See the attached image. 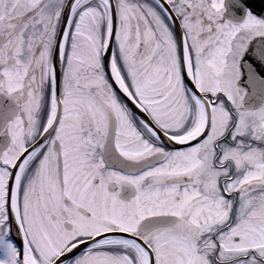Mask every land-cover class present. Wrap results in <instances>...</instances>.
Segmentation results:
<instances>
[{
    "label": "snow or ice",
    "instance_id": "1",
    "mask_svg": "<svg viewBox=\"0 0 264 264\" xmlns=\"http://www.w3.org/2000/svg\"><path fill=\"white\" fill-rule=\"evenodd\" d=\"M0 264H264V0H0Z\"/></svg>",
    "mask_w": 264,
    "mask_h": 264
}]
</instances>
